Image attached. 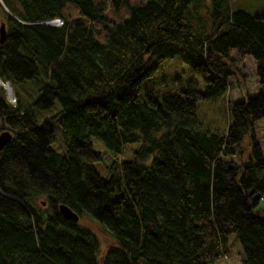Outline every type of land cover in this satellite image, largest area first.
<instances>
[{
    "label": "trees",
    "instance_id": "16d2710c",
    "mask_svg": "<svg viewBox=\"0 0 264 264\" xmlns=\"http://www.w3.org/2000/svg\"><path fill=\"white\" fill-rule=\"evenodd\" d=\"M191 0H0V264H213L242 249L264 264V13L210 0L207 28ZM59 19L61 23L47 22ZM178 56L204 81L161 98L141 84ZM223 132L200 130L197 104L226 93ZM37 81L28 102L15 85ZM65 153L51 147L50 110ZM114 154L110 175L90 138ZM140 142L132 160L118 156ZM44 198L37 204L34 199ZM59 204L88 215L113 241L99 253L88 228Z\"/></svg>",
    "mask_w": 264,
    "mask_h": 264
},
{
    "label": "rangeland",
    "instance_id": "374dc122",
    "mask_svg": "<svg viewBox=\"0 0 264 264\" xmlns=\"http://www.w3.org/2000/svg\"><path fill=\"white\" fill-rule=\"evenodd\" d=\"M195 4L196 13H198L199 21L206 28L210 25L208 7L211 5L210 0H191L190 2ZM231 9H244L252 14L264 13V0H228ZM194 81L197 88H202L204 86V81L200 76H197L191 67L187 66L180 57L174 56L169 57L164 60L159 67L149 77H146L141 84L140 97H144L147 92H150L154 97L161 98L168 93H176L179 89L186 87L189 82ZM3 82L0 80V83ZM5 83V82H3ZM6 84V83H5ZM16 95H18L22 102H28L34 97L37 90L36 80H27L24 83H17L15 85ZM1 87V86H0ZM228 89L226 93H221V95L211 97V99L200 100L197 104V121L199 122V129L207 130L214 129L219 132H223L228 122L227 116H229V110L226 108L228 100L239 99L243 96V91L239 87V83L236 77H232L229 81ZM7 96V90L1 87ZM9 101L14 103L15 97H8ZM50 110L33 109V113L37 118L38 122H42L45 119L51 120L52 126L54 127V140L52 141L51 147L57 150L59 153H65V144L62 138L61 128L58 122L50 117L53 116L57 111V104H55ZM256 136L259 140L262 150L264 151V118L256 120L255 122ZM6 129H0V132ZM94 149L100 152L101 159L94 163V168L97 169L98 173L107 178L110 175L111 164L113 163L115 157L113 152L95 137L90 138ZM140 142H131L124 145L125 147L118 156L120 159L128 161L134 158V152L140 147ZM34 202L40 204L43 202V206L46 204L44 198L37 197ZM78 223L89 228L92 233H94L98 239L99 255L104 252L110 245H113L111 236L105 232L99 224L93 221L88 215H83L79 217ZM231 238V244L229 246L230 250L226 256H220L218 260L213 264H243V253L240 246L233 241Z\"/></svg>",
    "mask_w": 264,
    "mask_h": 264
},
{
    "label": "water",
    "instance_id": "95a60500",
    "mask_svg": "<svg viewBox=\"0 0 264 264\" xmlns=\"http://www.w3.org/2000/svg\"><path fill=\"white\" fill-rule=\"evenodd\" d=\"M49 24L54 23V21H49L47 22ZM6 33H5V27L4 24H1L0 26V43L4 42ZM1 87H4V84L1 82L0 83ZM6 90H7V96L8 97H12L13 98V88L12 86H10L8 84V82H6ZM12 137V132L10 131V129L8 130H3L0 132V149H2L5 145L8 144V142H10ZM59 212L62 214V216L66 219H72L73 221L77 222V220L79 219V215L75 212H73L67 205L64 204H59L58 206Z\"/></svg>",
    "mask_w": 264,
    "mask_h": 264
},
{
    "label": "built area",
    "instance_id": "2783aa9c",
    "mask_svg": "<svg viewBox=\"0 0 264 264\" xmlns=\"http://www.w3.org/2000/svg\"><path fill=\"white\" fill-rule=\"evenodd\" d=\"M56 23H61V21L57 19V20H56Z\"/></svg>",
    "mask_w": 264,
    "mask_h": 264
},
{
    "label": "bare ground",
    "instance_id": "6f19581e",
    "mask_svg": "<svg viewBox=\"0 0 264 264\" xmlns=\"http://www.w3.org/2000/svg\"><path fill=\"white\" fill-rule=\"evenodd\" d=\"M3 83V82H2ZM4 84V89H6L5 87H6V84L5 83H3Z\"/></svg>",
    "mask_w": 264,
    "mask_h": 264
}]
</instances>
